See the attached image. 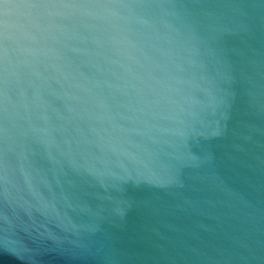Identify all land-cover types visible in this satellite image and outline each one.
<instances>
[{"label": "water", "instance_id": "1", "mask_svg": "<svg viewBox=\"0 0 264 264\" xmlns=\"http://www.w3.org/2000/svg\"><path fill=\"white\" fill-rule=\"evenodd\" d=\"M0 264H264V0H0Z\"/></svg>", "mask_w": 264, "mask_h": 264}]
</instances>
